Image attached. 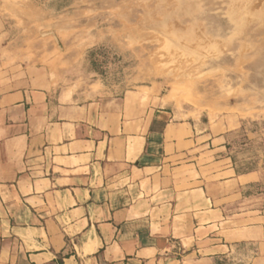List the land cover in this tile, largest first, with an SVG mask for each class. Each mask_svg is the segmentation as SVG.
<instances>
[{"label": "crops", "instance_id": "0c3cea01", "mask_svg": "<svg viewBox=\"0 0 264 264\" xmlns=\"http://www.w3.org/2000/svg\"><path fill=\"white\" fill-rule=\"evenodd\" d=\"M0 0V264H264V169L158 86L74 76Z\"/></svg>", "mask_w": 264, "mask_h": 264}, {"label": "rangeland", "instance_id": "374dc122", "mask_svg": "<svg viewBox=\"0 0 264 264\" xmlns=\"http://www.w3.org/2000/svg\"><path fill=\"white\" fill-rule=\"evenodd\" d=\"M18 21L74 76L122 96L158 86L204 123L240 125L239 171L264 169V0H19ZM93 52V53H92ZM223 264H238L237 261Z\"/></svg>", "mask_w": 264, "mask_h": 264}, {"label": "trees", "instance_id": "16d2710c", "mask_svg": "<svg viewBox=\"0 0 264 264\" xmlns=\"http://www.w3.org/2000/svg\"><path fill=\"white\" fill-rule=\"evenodd\" d=\"M93 53V52H92Z\"/></svg>", "mask_w": 264, "mask_h": 264}]
</instances>
